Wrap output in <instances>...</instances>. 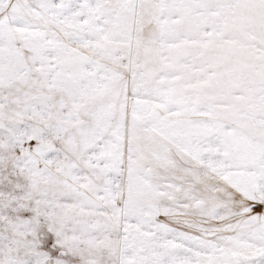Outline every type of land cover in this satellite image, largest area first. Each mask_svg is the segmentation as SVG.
I'll use <instances>...</instances> for the list:
<instances>
[{"label": "snow or ice", "instance_id": "1", "mask_svg": "<svg viewBox=\"0 0 264 264\" xmlns=\"http://www.w3.org/2000/svg\"><path fill=\"white\" fill-rule=\"evenodd\" d=\"M0 264H264V0H0Z\"/></svg>", "mask_w": 264, "mask_h": 264}]
</instances>
